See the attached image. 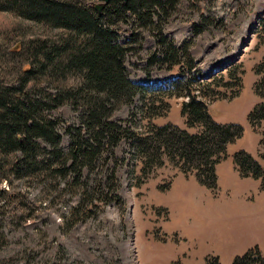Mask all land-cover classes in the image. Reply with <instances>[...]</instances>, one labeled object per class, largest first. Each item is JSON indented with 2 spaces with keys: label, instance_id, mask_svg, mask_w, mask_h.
Segmentation results:
<instances>
[{
  "label": "trees",
  "instance_id": "trees-1",
  "mask_svg": "<svg viewBox=\"0 0 264 264\" xmlns=\"http://www.w3.org/2000/svg\"><path fill=\"white\" fill-rule=\"evenodd\" d=\"M182 1L111 0L102 6L100 0H0L1 12L34 27L32 33L15 36V29H10L11 35L0 37V233L12 209L17 212L16 226L35 219L30 195L36 190L37 195H50L72 186L74 193H85L84 171L94 170L105 152L112 153L123 141L132 146L133 156L145 169L168 158L217 195V165L228 158V146L243 137L244 127L214 120L205 98L210 103L233 99L242 80L236 65L227 68V75L219 71L201 76L192 49L209 18L200 0H188L200 16L194 36L178 43L166 34L165 27L180 14ZM255 33L264 44V18ZM147 35L155 39L156 48L148 55L144 73L151 77L157 70L173 71L177 66L181 72L167 88L140 85L128 76L127 60L140 57ZM254 72L259 77L254 86L259 101L248 121L258 129L264 125V56ZM236 87L239 90L229 92ZM137 97L142 105L129 119L115 120V114ZM171 97L188 98L182 114L188 126L201 127L198 132L171 123L136 129L141 119L161 116L159 109H168L165 100ZM66 105L79 113L78 124L56 116ZM61 128L71 138L67 152L61 147ZM233 162L241 178L260 181L264 191V167L258 159L241 149L233 154ZM116 172L111 169L114 191L120 189ZM70 221L68 228L78 223ZM204 264L222 263L217 256H207ZM231 264H264V255L255 246Z\"/></svg>",
  "mask_w": 264,
  "mask_h": 264
},
{
  "label": "rangeland",
  "instance_id": "rangeland-1",
  "mask_svg": "<svg viewBox=\"0 0 264 264\" xmlns=\"http://www.w3.org/2000/svg\"><path fill=\"white\" fill-rule=\"evenodd\" d=\"M199 3L209 19L196 36L192 55L201 76L206 78L218 73V67L240 51L249 28L264 18V3ZM198 23L196 6L183 0L180 14L166 25L165 32L181 43L194 36V25ZM10 29H15V36L34 31L33 26L11 13L0 11V37L11 35ZM260 43L258 34L253 33L241 56L228 66L239 67L240 93L233 99L211 103L205 98L214 120L244 127L243 137L228 146V158L217 167V195L194 175L186 176L168 158L162 165L145 169L133 156L132 146L123 141L112 153L105 152L94 170L84 171L82 178L88 185L85 193H74L72 186L50 195H37L38 190L34 191L30 198L36 205V217L20 227L15 224L17 212L12 209L4 218L3 234L0 233V264H204L207 256H217L222 264H231L236 256L255 246L264 255V191L260 190V181L241 178L233 162V154L243 149L264 167V125L254 129L248 121V114L259 101L254 88L259 77L254 67L264 56V44ZM155 48V39L147 35L140 57L128 58L127 73L137 84L167 88L182 75L177 66L173 71L157 70L148 77L143 68ZM228 67L221 72L227 75ZM193 88L199 94L196 82ZM237 90L236 87L229 92ZM155 96L160 98L161 93L156 92ZM187 100L167 98L168 109H159L161 116L141 119L136 129L171 123L198 132L201 127L188 126L182 114ZM135 101L118 111L115 120L129 119L136 106L142 105L139 97ZM56 116L71 124L79 123V113L70 105ZM61 134V147L67 152L71 138L64 128ZM113 168L120 185L117 191L110 175ZM71 219H78V223L68 228Z\"/></svg>",
  "mask_w": 264,
  "mask_h": 264
},
{
  "label": "water",
  "instance_id": "water-1",
  "mask_svg": "<svg viewBox=\"0 0 264 264\" xmlns=\"http://www.w3.org/2000/svg\"><path fill=\"white\" fill-rule=\"evenodd\" d=\"M100 1L102 2V6H103V5L107 4V3H109L111 0H100ZM263 10H264V8L262 9V11H263ZM258 22H259V21H258ZM257 25H258V23L253 24V25L249 28V30H248V32H247V39L244 40V42L241 44L240 51L237 52V53H236V54H235L230 60H227V61H225L224 63H222V64L218 67V69H217L216 72H219V71L225 69V68L228 67L232 62H234L235 60H237L238 57L241 56V54H242V50H243V49L246 47V45L248 44V41H249L250 38L252 37L253 33H255V30H256V28H257Z\"/></svg>",
  "mask_w": 264,
  "mask_h": 264
},
{
  "label": "crops",
  "instance_id": "crops-1",
  "mask_svg": "<svg viewBox=\"0 0 264 264\" xmlns=\"http://www.w3.org/2000/svg\"><path fill=\"white\" fill-rule=\"evenodd\" d=\"M222 163V162H221ZM219 165V164H218ZM218 165H217V167H218ZM218 171V170H217ZM218 174V173H217Z\"/></svg>",
  "mask_w": 264,
  "mask_h": 264
},
{
  "label": "bare ground",
  "instance_id": "bare-ground-1",
  "mask_svg": "<svg viewBox=\"0 0 264 264\" xmlns=\"http://www.w3.org/2000/svg\"><path fill=\"white\" fill-rule=\"evenodd\" d=\"M263 1V3H264V0H262Z\"/></svg>",
  "mask_w": 264,
  "mask_h": 264
}]
</instances>
